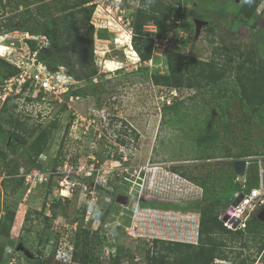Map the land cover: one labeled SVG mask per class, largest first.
<instances>
[{"label": "rangeland", "instance_id": "1", "mask_svg": "<svg viewBox=\"0 0 264 264\" xmlns=\"http://www.w3.org/2000/svg\"><path fill=\"white\" fill-rule=\"evenodd\" d=\"M66 1L72 2L46 1V15L55 19L58 9ZM162 2L179 8L181 15L177 25L161 39L155 37L156 29L151 23L143 27V32L155 40L152 58L147 63H140L136 57L133 60L129 55L132 52L129 23L138 0H93L95 10L91 23L94 31H102L105 37V40L94 39V63L98 69V77L92 81L96 84L94 94H84L65 107L51 96L32 101L26 96L5 103L0 101V219L8 211L14 212L10 237L15 243L14 249H8L11 254L3 255L1 264H69L67 252L72 249L69 241L72 233L85 229L89 231L90 239L101 220L105 222L103 230L106 231L104 238L98 241L100 259L94 264H112L111 256L119 245L128 247L130 253L129 259L124 258L122 264H144L145 261L148 264L149 260L140 252L143 253L153 240L198 242L197 225L203 191L190 177L204 165L224 159L212 145L200 146L198 137L205 133L206 124L218 113V108L209 104V99L217 95L219 87L225 89L220 94L223 99L218 102L230 101L232 111L241 110L237 101L229 96L228 89L234 87V78L225 80L210 92L181 90L177 97L170 99V104H166L160 97L166 96L168 91L153 86L149 75L167 74V53H184L204 62L215 58L223 63L225 56L213 53L216 47H223L230 50L227 56L232 68L240 63L243 52L252 51L262 59L264 17L260 11L264 0H257L255 16L249 19L243 14L245 9L241 4L244 0ZM36 5L35 0H2L0 38L3 40L0 46L3 53L0 57L6 64L0 61V81L10 74L9 63L21 66L28 62L27 53L31 51L25 43V32L40 33L44 25ZM30 11L36 18L29 16ZM238 21L245 24L240 25ZM207 25L215 30L206 32ZM186 39L187 44H182ZM173 101H177V105L162 114L163 105H171ZM9 117L13 121L18 119L27 130L35 128L37 131L32 138L44 127L57 123L48 146L37 159L40 169L36 164L33 167L25 165L21 155L27 153L32 138L23 143V134L15 135L14 126L2 122ZM241 126L231 127L230 137H241L245 132L249 135L252 157L262 156L264 108L251 115L244 130ZM225 134L229 137L227 132ZM117 139H125L126 144L120 145ZM206 155H212V158L206 159ZM56 160L60 163L54 166ZM14 163L19 167L17 175L9 174ZM90 170L93 174L87 180L84 173ZM178 173H184L189 179ZM67 174H71L68 179L65 178ZM100 177L106 181L104 190L97 191L95 201L88 204L81 185L83 182L89 185L93 180L95 183ZM113 187L115 197L124 198V203L110 200L107 193ZM225 191L216 188L218 203L214 210L220 221L232 209L233 192L231 189L228 193ZM140 202L150 203L149 207L141 206ZM86 203V212L92 206L94 216L82 214ZM259 213V210L247 208L244 218L248 221L257 218ZM45 218H49L48 226L44 224ZM113 224L114 230H111ZM233 225L232 231L242 227L238 222ZM3 243L0 237V251ZM257 247L258 240L250 236L226 239V246L221 251L229 260H215L213 264H238L242 260L245 264H264V254L256 255ZM97 249L95 251L99 253ZM50 251H55L52 263L46 259Z\"/></svg>", "mask_w": 264, "mask_h": 264}, {"label": "trees", "instance_id": "2", "mask_svg": "<svg viewBox=\"0 0 264 264\" xmlns=\"http://www.w3.org/2000/svg\"><path fill=\"white\" fill-rule=\"evenodd\" d=\"M46 1L49 0H35V3L38 5L37 8H39L44 18L42 31L36 34L25 32V34H28L30 37H46L48 47H40L38 42L33 39H25L26 44L31 52H36L38 61L50 72H55L60 66L65 67L70 76L77 82L82 83L83 86L81 88L72 91L70 94L79 97L84 94H94L96 84L93 85L92 81L98 77V69L94 63V39L105 40V37L102 35V31H94L91 23V17L95 10L93 0L66 1L58 9L55 19L46 15ZM257 3H259L257 0H251L250 3L243 2L241 4L242 8L246 10L243 11V14L247 19L255 16L254 12L257 8ZM1 4L2 0H0V6ZM180 15L179 8H175L171 4H165L162 0H151V3L150 0H138V6L129 26L131 48L137 55L140 63H147L151 60L154 45V39L143 32V27L151 23L156 29L155 37L161 39L165 33L171 31L173 26L177 25ZM260 15L264 17V6L260 11ZM29 16L36 18V15L31 11L29 12ZM238 23L240 25L245 24L244 21H238ZM204 30L212 33L215 28L207 25ZM187 40H184L182 44H187ZM213 53L219 54V56L224 55L225 61L221 63L218 60L216 61L215 58H211L209 62H204L184 53H167V74L149 75L152 85L158 88L176 89L179 92L181 90H195L196 93H201L202 91L210 92L219 87L225 80L234 78V87L228 89L230 90L229 96L237 101V106L241 110L238 112L236 109L232 111L230 109V101H226L223 104L218 102L223 99V96H220L225 89L223 86L217 89V95L211 96L209 99V104H215L218 108V113L212 116V119L206 124L205 133L198 137L197 143L200 146L205 144L212 145V149L220 151L222 153L221 157L224 159L220 162L204 165L196 175L190 177L192 183L199 186L203 191L197 227L198 242L191 244L153 240L143 249V253L140 252L141 256L149 260L148 264H213L215 260L228 261V257L221 251V248L226 246V239H243V237L247 238V236H250L253 240H258L256 255L264 254V221L261 222L254 217L246 221L243 230L231 231L223 226L222 221L219 220L214 210L218 203V198L216 197L217 187L224 189V191L226 190L227 193L231 189L234 193V191H241L242 186H244V191L248 192L258 185L257 160L249 162L244 185L235 182L234 161L251 157L253 151L248 140L249 135L242 132L241 137H230L229 133L233 130L231 127H235L236 125H242L241 129L244 130L247 123L250 122L251 115L259 113L264 108V51L262 59H258L252 51L241 53V61L235 68H232L230 59L227 56L230 54L229 49L216 47ZM74 56H76L75 60H73ZM0 61L6 64L1 57ZM8 66L11 68L10 74L3 81H0V85L9 78L18 76L20 73L19 69L10 63ZM64 97L67 100L68 95ZM27 100L32 101L33 99L29 97ZM176 105L177 101H173L171 105H163L162 114L167 110L173 109ZM13 120L9 117L2 119V122L7 126L13 125V133L17 135L18 132H21L23 134L21 138L22 142L27 143L37 130L35 128L27 130L18 119ZM56 124L53 122L44 127L32 138L28 144L27 153L21 155L25 165L35 166L37 159L48 146L52 132L56 129ZM68 126L69 123L67 124V128ZM226 132L229 137L225 134ZM117 140L120 145L126 144L125 139ZM58 155L60 156V152ZM211 158L212 155H206V159ZM58 163H60L59 160H56L53 165L57 166ZM18 170V165L14 163L10 167L9 174L17 175ZM174 172L176 171L174 170ZM179 175L184 179H189L184 173H180ZM115 190V187H113L111 192L107 193L110 200H115ZM139 204L143 207H149L148 204L150 203L140 202ZM87 206L88 204L86 203L82 209L83 215L86 212ZM91 214L94 216L95 211ZM28 217L29 215L26 216V220H28ZM48 222L49 218H45L44 224L48 226ZM13 224L14 212L8 211L0 219V237L4 242L0 251V264L4 262L3 255L11 254L8 249H14L15 247V243L11 241L10 237L11 230L14 228ZM104 225L105 222L101 220L100 225L92 233L90 239L88 237L89 231L85 229H79L72 233L69 240L72 249L68 251V244L66 246L67 254L70 255L69 264H94V262H98L100 259L98 241L104 238L103 232L106 231L103 230ZM112 226L111 230H114V225ZM243 246H245V243ZM96 248L99 249V253L95 251ZM115 250V253L111 256L112 264H122L124 258L129 259L130 253L128 247L125 248L123 245H119L115 247ZM54 256L55 251H50L46 256L47 261H51L52 263ZM129 263L131 264L132 262ZM144 264H146V261ZM238 264H245V261L242 260Z\"/></svg>", "mask_w": 264, "mask_h": 264}, {"label": "built area", "instance_id": "3", "mask_svg": "<svg viewBox=\"0 0 264 264\" xmlns=\"http://www.w3.org/2000/svg\"><path fill=\"white\" fill-rule=\"evenodd\" d=\"M26 39H33L38 42L40 47L47 48L48 41L47 38L44 36H35L30 37L26 34ZM155 41V40H154ZM26 43V42H25ZM28 47V45L26 44ZM30 51L29 47L27 48ZM28 62L22 64L21 66L13 65L17 69H19L20 73L18 76L11 77L8 80L4 81L3 84L0 85V101L5 103V101L14 98H20L22 96H26L27 98L32 99H41L44 96H51L53 97L54 101L57 103H64L68 104V102L77 101L79 96H74L70 94L72 91L81 88L83 85L82 83L77 82L72 76L67 73L65 67H58L55 72H50L43 64H41L36 56V52H28ZM25 65V67H24ZM95 80V79H94ZM165 89V88H159ZM168 91L166 96H161L160 99H163L166 104H170V99L176 97L179 93L176 89H165ZM68 95L67 100L64 96ZM166 98V99H164ZM264 155L262 156H254V157H246L244 160L246 162V166L252 160H257L258 164V171H257V181L258 185L256 188L249 190L248 192L244 191V186H242V190L235 193L234 197L237 198L242 196L241 201L239 202L238 206L227 212V218L223 221L224 226L229 228H234L233 225L235 222H238L242 227L244 226L245 219L244 216L245 210L247 208L253 209H261L264 207ZM230 160V159H229ZM263 160V161H262ZM73 173L76 176H79L78 173ZM85 177L89 179L92 174L91 170L88 173H84ZM71 174H67L65 177H68ZM246 178V176L244 175ZM83 178H81L82 180ZM245 182V180H243ZM60 184H63L62 182ZM106 181L103 180L101 177L96 178L95 183L94 180L91 181L89 185L83 182L81 185V192L82 194L87 197L88 204L91 201H95V197L97 194V189L95 186L104 187ZM65 185V184H63ZM72 189V188H71ZM92 205V204H91ZM87 210V216L91 214L92 206H89ZM241 222V223H240Z\"/></svg>", "mask_w": 264, "mask_h": 264}, {"label": "water", "instance_id": "4", "mask_svg": "<svg viewBox=\"0 0 264 264\" xmlns=\"http://www.w3.org/2000/svg\"><path fill=\"white\" fill-rule=\"evenodd\" d=\"M199 24V23H198ZM233 167H234V171L236 173V175L238 176V178L243 181L244 180V175H245V170H246V162L245 161H236L234 164H233ZM36 168L37 169H40V165H36ZM95 189L101 191L102 189L99 187V186H95ZM242 199V196L238 197L237 199H235L233 202H232V206H237L238 203L241 201ZM116 201L117 203H124L125 199L124 198H121L120 196H118L116 198ZM257 219L259 221H264V208L260 211V213L257 215ZM21 246V245H19ZM20 249V248H19ZM19 249L17 248V250L19 251ZM26 255V253H25Z\"/></svg>", "mask_w": 264, "mask_h": 264}, {"label": "clouds", "instance_id": "5", "mask_svg": "<svg viewBox=\"0 0 264 264\" xmlns=\"http://www.w3.org/2000/svg\"><path fill=\"white\" fill-rule=\"evenodd\" d=\"M244 2L245 3H250L251 2V0H244ZM150 3H151V0H150ZM28 35V34H27ZM1 58H3V57H1ZM166 89V88H165ZM180 93V92H179ZM177 97V96H176ZM175 97H173L172 99H174ZM236 161H244V160H241V159H239V160H236ZM236 161H234V163L236 162ZM233 163V164H234ZM36 165H37V163H36ZM248 166V165H247ZM247 166H246V169H247ZM233 170H234V167H233ZM234 174H235V182H237V183H240L241 185H244V181H241L239 178H238V176L236 175V173H235V171H234ZM245 176H246V170H245ZM244 180L246 181V178L244 177ZM100 188L102 189L101 191H103L104 190V188L103 187H101L100 186ZM99 191V190H98ZM238 191H235L233 194H232V196H231V206H232V202L235 200V199H237V198H235L234 197V195H235V193H237ZM240 197V196H239ZM117 198V197H116ZM116 200V199H115ZM239 204V203H238ZM238 206V205H237ZM232 207H234V206H232ZM236 207V206H235ZM234 207V208H235ZM264 207H262L261 209H257V210H259V211H261L262 209H263ZM227 218V215H225V217H224V219H223V221H225V219ZM248 219V218H247ZM247 219L245 220V222H244V226L243 227H240V229L242 228H244L245 227V223H246V221H247ZM223 221H222V223H223ZM114 225V224H113ZM198 226V225H197ZM223 226H224V224H223ZM224 227H226V226H224ZM227 229H229V230H231L232 231V228H229V227H226ZM235 228V227H234ZM240 229H235V230H240ZM241 229V230H242Z\"/></svg>", "mask_w": 264, "mask_h": 264}, {"label": "bare ground", "instance_id": "6", "mask_svg": "<svg viewBox=\"0 0 264 264\" xmlns=\"http://www.w3.org/2000/svg\"><path fill=\"white\" fill-rule=\"evenodd\" d=\"M3 40V38H0V41H2ZM3 47L2 46H0V54L1 53H3ZM129 55H130V58L132 59L133 58V60H134V57H136L135 59H137L138 60V58H137V56H136V54L134 53V51L132 50V52L131 53H129Z\"/></svg>", "mask_w": 264, "mask_h": 264}]
</instances>
